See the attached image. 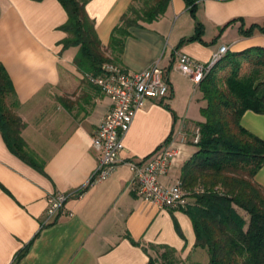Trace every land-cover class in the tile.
<instances>
[{"label": "crops", "instance_id": "1", "mask_svg": "<svg viewBox=\"0 0 264 264\" xmlns=\"http://www.w3.org/2000/svg\"><path fill=\"white\" fill-rule=\"evenodd\" d=\"M132 2H88L104 46ZM198 17L204 24L202 39L182 44L196 32L185 0H171L161 18L131 29L117 63L133 72L158 63L170 93L144 102L125 136L120 165L89 183L99 163L93 133L111 99L82 81L74 64L78 47L63 49L67 33L60 26L68 14L60 0H0V62L20 101L23 137L44 162L39 170L24 161L0 132V264H150L154 249L166 246L184 258L196 254V233L186 209L160 208L141 198L131 184L128 161L147 157L172 137L181 154L161 180L174 184L197 149L194 143L189 146L191 134L204 119L206 101L199 84L177 69L180 52L210 61L222 45L232 51L264 46V32L240 33L242 21L221 32L234 18H244L246 27L264 24V0H202ZM241 123L264 139V114L247 110ZM180 130L189 134L186 143ZM254 180L264 188V165ZM59 192L72 195L60 214L46 221L47 198Z\"/></svg>", "mask_w": 264, "mask_h": 264}, {"label": "trees", "instance_id": "2", "mask_svg": "<svg viewBox=\"0 0 264 264\" xmlns=\"http://www.w3.org/2000/svg\"><path fill=\"white\" fill-rule=\"evenodd\" d=\"M89 1L60 0L68 14L60 26L67 33L61 43L63 49L78 47L74 64L83 74L82 81L102 91L89 76L103 75L106 64L120 66L117 62L131 29L161 18L171 0H133L114 27L107 47L87 11ZM201 1L185 0L196 20V32L183 38L181 44L202 39L204 24L198 17ZM235 21H242V35L264 32V24L246 27L242 17L230 20L221 32ZM199 86L206 101L201 108L204 119L195 125L200 138L194 143L196 151L182 167L180 181L192 199L185 209L193 220L195 247L206 249L209 261L181 264H264V188L254 180L264 165V139L241 123L247 110L264 114V46L229 49ZM19 106L13 81L0 62V132L11 151L44 170V162L23 137L26 123L17 111ZM161 255L160 264L179 263L176 250L170 246ZM157 263L151 256L150 264Z\"/></svg>", "mask_w": 264, "mask_h": 264}, {"label": "built area", "instance_id": "3", "mask_svg": "<svg viewBox=\"0 0 264 264\" xmlns=\"http://www.w3.org/2000/svg\"><path fill=\"white\" fill-rule=\"evenodd\" d=\"M222 45L210 61L197 60L186 52L178 54L177 69L193 79L196 84L205 78L214 65L228 50ZM105 73L89 76L98 84L104 94L111 99L109 111L93 133V144L99 152V163L89 183L108 177L122 162L121 153L125 148V136L128 133L138 109L150 98H164L170 93L169 82L163 68L155 63L150 68L133 72L114 64L105 65ZM181 142L189 140V134L179 131ZM193 141H199V128L191 134ZM181 154L179 146L168 141L153 153L140 160H130L128 164L133 172V189L145 201L160 208H186L191 197L181 181L166 184L161 177L167 174ZM72 194L59 192L48 196L46 221L54 220L65 207Z\"/></svg>", "mask_w": 264, "mask_h": 264}, {"label": "rangeland", "instance_id": "4", "mask_svg": "<svg viewBox=\"0 0 264 264\" xmlns=\"http://www.w3.org/2000/svg\"><path fill=\"white\" fill-rule=\"evenodd\" d=\"M229 50V48H228ZM227 50V51H228ZM183 102V101H182ZM194 128V127H193ZM198 127H195V129H197ZM194 129V130H195ZM194 132V131H193ZM195 143V142H193ZM191 143L189 146H194L195 145ZM191 202H192V199H191ZM243 212V211H242ZM165 250H157V249H154L153 251V255L152 257L157 260V264H160V262L163 261V257H162V253L164 252ZM178 258H179V263L178 264H181V263H185V262H193V261H199V262H202V263H207L209 261V254H208V251L204 248H201L199 247V249L197 250L196 254L195 253H192L188 258H184L182 257L181 255L177 254Z\"/></svg>", "mask_w": 264, "mask_h": 264}]
</instances>
